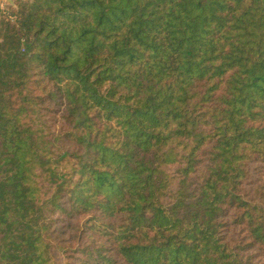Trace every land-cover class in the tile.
Here are the masks:
<instances>
[{"label":"trees","instance_id":"16d2710c","mask_svg":"<svg viewBox=\"0 0 264 264\" xmlns=\"http://www.w3.org/2000/svg\"><path fill=\"white\" fill-rule=\"evenodd\" d=\"M0 219V264H264V0L0 18Z\"/></svg>","mask_w":264,"mask_h":264},{"label":"rangeland","instance_id":"374dc122","mask_svg":"<svg viewBox=\"0 0 264 264\" xmlns=\"http://www.w3.org/2000/svg\"><path fill=\"white\" fill-rule=\"evenodd\" d=\"M31 0H0V18L3 16L8 17V15L13 11L17 10V6L20 3L27 2ZM88 216H76L70 220H64L63 218H52L49 220V237L51 245L58 249V252H62L67 249L70 245L76 248V245L71 242L70 234L76 232V227L79 226V222L88 219ZM63 227V229H62ZM73 228V231H71ZM62 229V230H61ZM61 230V231H60ZM56 231H60L61 236H57ZM67 231V233H66ZM10 232V228L4 224L0 219V249L4 246V241ZM75 257H80V255L74 254ZM60 263V262H59ZM62 264V263H60Z\"/></svg>","mask_w":264,"mask_h":264}]
</instances>
